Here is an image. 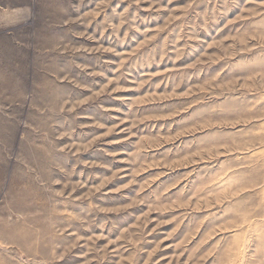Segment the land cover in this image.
Returning a JSON list of instances; mask_svg holds the SVG:
<instances>
[{"label":"rangeland","instance_id":"1","mask_svg":"<svg viewBox=\"0 0 264 264\" xmlns=\"http://www.w3.org/2000/svg\"><path fill=\"white\" fill-rule=\"evenodd\" d=\"M0 264H264V0H0Z\"/></svg>","mask_w":264,"mask_h":264}]
</instances>
